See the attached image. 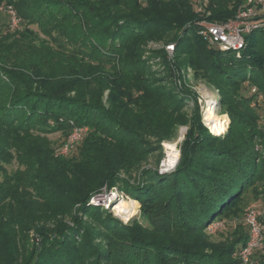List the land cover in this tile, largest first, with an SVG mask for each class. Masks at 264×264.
Wrapping results in <instances>:
<instances>
[{"label": "trees", "instance_id": "1", "mask_svg": "<svg viewBox=\"0 0 264 264\" xmlns=\"http://www.w3.org/2000/svg\"><path fill=\"white\" fill-rule=\"evenodd\" d=\"M209 1V13L198 15L188 0H0L19 20H48L76 43L70 51L42 46L47 60L18 45V58L0 63V161L11 143L25 165L0 179V264H239L248 231L239 227L224 243L207 230L264 176L254 107L264 97V28L246 36L239 56L220 50L198 22L227 20L236 0ZM150 40L173 43L172 58L162 48L145 56ZM155 57L168 78L189 66L218 89L230 117L224 134L211 133L197 108L183 110L194 92L161 89ZM69 123L87 128L74 156L56 153L41 135ZM184 124L174 170L142 168ZM223 130L218 121L214 133ZM114 186L140 202L146 225L88 203ZM259 251L264 264V240Z\"/></svg>", "mask_w": 264, "mask_h": 264}, {"label": "rangeland", "instance_id": "2", "mask_svg": "<svg viewBox=\"0 0 264 264\" xmlns=\"http://www.w3.org/2000/svg\"><path fill=\"white\" fill-rule=\"evenodd\" d=\"M210 6L211 3L209 1L206 10L207 12L210 11ZM43 27L46 28V31ZM69 33L70 32L64 28H62L61 31L59 30V28H53L51 24H48V20L47 22H43L42 24H40L37 21L31 22L28 19L21 18L16 26H10L8 13L5 11H0V60L2 59L0 63L1 65L9 66L11 64L9 62V59L4 60V57L8 55V58H18V51L15 49V47L17 48L18 45L30 44L29 46H35V54L37 55L36 60L39 58H44L46 60L48 59L49 54H45L46 51L42 50V46L44 45L49 46L51 50L64 49V51H70V49L76 48V43L71 41L72 39L70 38ZM170 43L171 42L165 43L162 40H150L146 44L144 55L147 56V54H150V49L162 48L166 55H169L170 52L171 56L169 57V59H171L174 53L173 51H170L166 48V46ZM154 60L156 62H152V67L157 70V76L162 78L159 82L161 89L168 90L167 88L170 85L175 84L176 88L178 89L184 87L194 92L196 95V102L194 103L192 99L184 100L185 104L183 110H185L188 115H191L193 109L197 108L198 113L201 117V121L211 133L216 135L224 134L228 129L230 117L228 113L220 106L218 89L210 84L205 78H203L202 75L196 74L194 69L189 66L180 68L178 70H173L172 77L168 78L167 71L165 70V68H163V64L158 61L159 57H155ZM105 69L108 70L109 68L105 67ZM73 93L74 92H71V94ZM107 93V91H104L102 95V102L105 104V106L107 105ZM257 98L258 104L254 107L259 118L261 129L263 131V137L255 140V148L263 154L264 149L261 146L260 140L264 138V97L262 94H258ZM207 117L209 118V120H206ZM218 121L221 122L224 130L220 133H214L217 131ZM70 124L71 123H69V125ZM75 128L81 129L80 137L78 140L73 142L74 145L72 148H70L68 151H64V144L67 143V139H69L71 133ZM187 128V124L179 125L175 136L171 137L170 139L161 140L160 153L151 154L145 161L142 162L141 167L156 169V171L158 172L159 164L164 160V162L167 161V163L169 162V165L173 164V166L168 171H165L163 173L173 171L177 162L179 161L180 146L185 138ZM86 130V127H82L77 124H71L69 130L59 129L48 133H43L41 135L45 136L50 145L54 147L56 153L74 156L78 153V146L81 144ZM6 146L7 150L10 153V156L8 159L0 161V169L2 171H0V179L3 177V171H6V173L8 174H12V172L16 170L25 169V165L20 163L18 159L15 147L11 143H7ZM172 151L173 154L176 155L172 156V160H169ZM135 179L136 172L132 173V176L129 180L131 183H135ZM122 198L130 201L133 205L127 217H123L113 210L115 207L114 203L118 199ZM90 199L88 200L89 204L95 207H99L102 210L109 211L114 217L118 218L123 223H127L134 219L144 225L147 224L141 216L140 202L134 196L129 194L125 189H121L117 186H114L110 189H104L103 187L102 193L96 195V198H94L93 201ZM263 211L264 176L261 179L254 181V183L249 186L248 189L241 195L239 203L233 206L232 209L221 219L214 221L213 224L208 227L207 232L209 233L211 240L214 242H228L234 236L238 235L237 230L239 227L245 231H248L249 227L246 221V217L248 216V214H253L256 216L257 220L262 226L263 242L264 222L260 219ZM261 248L262 247L254 249L252 253V264H258L257 259L259 257V250Z\"/></svg>", "mask_w": 264, "mask_h": 264}, {"label": "built area", "instance_id": "3", "mask_svg": "<svg viewBox=\"0 0 264 264\" xmlns=\"http://www.w3.org/2000/svg\"><path fill=\"white\" fill-rule=\"evenodd\" d=\"M191 2L194 10L199 15H207V6L209 0H188ZM0 11H5L9 16V25L16 26L19 18L16 10L11 4L0 3ZM199 34L215 45L220 50L232 51L239 56L240 49L245 45L246 36L260 28H264V0H236V9L232 17L224 21H214L202 18L199 22ZM170 51H174V44L166 46ZM171 56L170 52L167 57ZM254 90V89H253ZM81 129L75 128L71 133L67 143L64 145V151L73 147V142L80 137ZM171 168V167H170ZM170 168L164 166V160L159 164L158 172L163 173ZM96 198L92 196L90 200ZM248 224L247 240L244 245L236 251L239 264H252V253L255 248L262 247V226L253 214L246 217Z\"/></svg>", "mask_w": 264, "mask_h": 264}, {"label": "bare ground", "instance_id": "4", "mask_svg": "<svg viewBox=\"0 0 264 264\" xmlns=\"http://www.w3.org/2000/svg\"><path fill=\"white\" fill-rule=\"evenodd\" d=\"M206 120H209V118L207 117ZM181 134H182V132H181ZM175 155L173 154V151H172L171 157L169 156L170 157L169 160H172L173 159L172 156H175ZM164 166L166 168H170L173 166V164L169 165V162L167 163V161H165ZM114 204H115V207L113 210L115 212L119 213L123 217H127L129 215V212L133 206L130 201H128L124 198L118 199Z\"/></svg>", "mask_w": 264, "mask_h": 264}]
</instances>
